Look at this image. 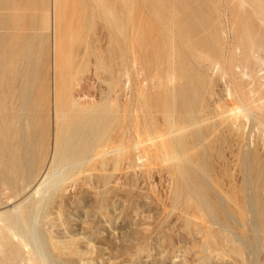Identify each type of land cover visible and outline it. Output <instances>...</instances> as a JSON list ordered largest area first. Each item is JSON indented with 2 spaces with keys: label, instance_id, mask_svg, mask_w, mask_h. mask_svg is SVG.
<instances>
[{
  "label": "rangeland",
  "instance_id": "374dc122",
  "mask_svg": "<svg viewBox=\"0 0 264 264\" xmlns=\"http://www.w3.org/2000/svg\"><path fill=\"white\" fill-rule=\"evenodd\" d=\"M243 1L0 0V214L92 143L38 217L49 264H264V0Z\"/></svg>",
  "mask_w": 264,
  "mask_h": 264
},
{
  "label": "bare ground",
  "instance_id": "6f19581e",
  "mask_svg": "<svg viewBox=\"0 0 264 264\" xmlns=\"http://www.w3.org/2000/svg\"><path fill=\"white\" fill-rule=\"evenodd\" d=\"M242 2V1H241ZM240 2V3H241ZM243 2H245V0L243 1ZM245 4V3H244ZM243 45V44H242ZM247 45V44H246ZM256 45V44H255ZM244 46V45H243ZM254 48V47H253ZM238 49H240V51L242 50V47L239 45L238 46ZM255 49V48H254ZM261 50V49H260ZM238 51V50H237ZM254 51V50H253ZM252 51V52H253ZM243 52V51H242ZM241 54V53H240ZM239 54V55H240ZM243 55V54H242ZM246 55V54H245ZM249 56V55H248ZM253 56V55H252ZM236 57V56H235ZM257 57V56H256ZM239 58H241V57H239ZM239 58H237V59H239ZM228 59V58H227ZM227 59H226V62H227ZM243 59H244V56H243ZM249 60H250V58H248ZM224 60V59H223ZM223 60H221V61H223ZM240 60V59H239ZM245 60V59H244ZM244 60H240V64H237V66L238 65H240V67L241 66H243V65H246V64H244ZM252 60V59H251ZM260 60H261V62H260V65L259 66H264V57H260ZM248 61V60H247ZM253 61V60H252ZM251 61V64L253 63ZM239 62V61H238ZM221 64L223 63V62H220ZM230 63V62H229ZM247 63V62H246ZM233 63H232V67H233ZM225 66V65H224ZM247 66H248V64H247ZM251 66V65H250ZM249 67V66H248ZM228 69H231V65H230V68H228ZM233 69V68H232ZM239 69V68H238ZM241 69H242V67H241ZM249 69H250V67H249ZM251 69H253V68H251ZM250 69V70H251ZM56 70V69H55ZM224 70V69H223ZM234 70H235V68H234ZM262 70V69H261ZM228 71V70H227ZM251 71H253V70H251ZM229 72H230V70H229ZM245 72V71H244ZM241 73V72H240ZM243 73V72H242ZM247 73V72H246ZM233 74V73H232ZM251 74V73H250ZM244 75V74H243ZM250 76V75H249ZM239 88V87H238ZM241 88V87H240ZM242 89H244V88H242ZM241 89V90H242ZM246 89V88H245ZM237 91H239V90H237ZM242 91H244V90H242ZM246 91V90H245ZM234 94H231V97L232 98H234L239 104H240V106H241V111H243V112H245L246 114H248V113H251V111L252 110H254L253 109V106H252V104L254 103V100H253V98H250L249 99V97H248V99H245L243 96H241L240 95V91H239V94H237L236 93V91L235 92H233ZM245 93V92H244ZM243 93V94H244ZM250 93V94H249ZM249 95H251V93H252V91H251V89L249 90ZM244 95H246V94H244ZM249 95H247V96H249ZM252 97V96H251ZM63 101V100H62ZM75 102V101H74ZM78 102V101H77ZM65 103V102H64ZM59 104V103H58ZM66 104V103H65ZM72 104L73 103H71L70 105H71V107H72ZM264 104V103H263ZM69 105V104H68ZM69 105V106H70ZM79 105H81L80 103H79ZM78 105V106H79ZM58 105H56V107H57ZM65 106V105H64ZM74 106V105H73ZM85 106V105H84ZM83 106V107H84ZM59 107V106H58ZM66 107V106H65ZM64 107V108H65ZM68 107V106H67ZM87 107V106H86ZM255 107V106H254ZM74 108H75V106H74ZM77 108V107H76ZM78 108H80V107H78ZM89 108V107H88ZM87 108V109H88ZM93 108V107H92ZM60 109H61V107H60ZM66 109V108H65ZM65 109H63V110H65ZM70 109V108H69ZM87 109H85V111H88L89 112V110H87ZM72 110H73V107H72ZM71 110V111H72ZM76 110H79L80 111V109H76ZM83 110V109H82ZM56 111V110H55ZM59 111V110H58ZM62 111V110H61ZM70 111V110H69ZM74 111V110H73ZM254 111H256V110H254ZM65 112V111H64ZM76 112V111H75ZM87 112V113H88ZM93 112H94V110H93ZM13 113V112H12ZM59 113V112H58ZM70 113V112H69ZM74 113V112H73ZM79 113H82V112H79ZM258 113V112H257ZM260 113H263L264 114V110H260ZM30 114V113H29ZM65 114V113H64ZM75 114V113H74ZM82 114H86V112L85 113H82ZM262 114V115H263ZM12 115V114H11ZM17 115V114H16ZM70 115H72V114H70ZM78 115V114H77ZM93 115V114H92ZM250 115V114H249ZM5 116V115H4ZM9 116H10V114H9ZM59 116H60V114H59ZM65 117H68V116H65ZM74 117V116H73ZM250 117H252L251 115H250ZM259 117V116H258ZM14 118V117H13ZM12 118V119H13ZM16 118V117H15ZM59 118V117H58ZM57 118V119H58ZM261 118H263V116L261 117ZM69 119V118H68ZM67 119V120H68ZM80 119V118H79ZM14 120V119H13ZM59 120V119H58ZM4 121H5V119H4ZM62 121H63V118H62ZM262 121V120H261ZM11 122V121H10ZM66 121H64V123H65ZM263 122H264V120H263ZM262 122V123H263ZM9 123V122H8ZM7 123V124H8ZM61 123V122H60ZM59 123V124H60ZM63 123V122H62ZM70 123V122H69ZM68 123V124H69ZM76 123V122H75ZM74 123V124H75ZM79 123H80V121H79ZM88 123H89V121H88ZM16 124V123H15ZM29 124V123H28ZM57 124V123H56ZM67 124V123H66ZM67 124V125H68ZM1 125V124H0ZM11 125V124H10ZM26 125V124H25ZM63 125V124H62ZM3 126H5V125H2V127ZM74 126V125H73ZM79 126V125H78ZM232 126V125H231ZM2 127H0V128H2ZM5 127H7V125L5 126ZM9 127V126H8ZM12 127V126H11ZM68 127V126H67ZM87 127V126H86ZM195 127V126H194ZM236 127V126H235ZM17 128H18V126H17ZM55 128H58V124H57V127L55 126ZM61 128V126L59 127V129ZM89 128V127H88ZM230 128H232V127H230ZM237 128V127H236ZM58 129V130H59ZM69 129H72L71 127L69 128ZM68 129V130H69ZM6 130V129H5ZM8 130V129H7ZM57 129H56V135H58L57 133V131H58ZM66 130V129H65ZM232 130V129H231ZM11 131V130H10ZM27 132H28V130H26ZM87 131H88V129H87ZM55 132H54V134H55ZM60 132V131H59ZM65 132V131H64ZM70 132V131H69ZM61 133V132H60ZM63 133V132H62ZM93 133V132H92ZM29 134V133H28ZM68 134V133H67ZM11 135H12V131H11ZM79 135V134H78ZM88 136V135H87ZM125 136H126V133H125ZM53 137H54V135H53ZM61 137V136H60ZM67 138V137H66ZM87 138V137H86ZM61 139V138H60ZM55 140H56V142H55V147H57L58 146V139H57V137L55 138ZM77 140H79V137H78V139ZM137 140H138V145H140L139 147H141L142 146V139H141V137H140V134H139V132H137ZM159 140V139H158ZM65 141V140H64ZM114 141V140H113ZM111 142V138L109 137V138H107L106 140H104V141H102L101 143H99V144H102V143H110ZM128 142V141H127ZM53 143V142H52ZM61 143V142H60ZM76 144V143H75ZM91 142L89 143V142H87L86 143V145L84 146H80L79 148H74L71 152H69L68 154H60L59 155V157L58 158H56L57 160L56 161H52L53 163H52V166L51 167H47L48 168V170L46 171V173H44V175L42 176V178L40 179V181L35 185V183H34V188L32 187V189L33 190H31V193H30V197H28L27 199V202L28 203H26V204H29L28 206H25V204L23 205V203H21V204H18L15 208H14V210H13V213H15L16 215H15V217L13 216H9L8 214L6 215V213H4V211H3V214H0V239H4V240H6L7 242H8V240H15L16 241V243H17V251H18V253L19 254H24L25 255V258H23V262L24 263H22L21 262V264H49V261H50V259H48V254L46 253V249H45V244L43 245V243L44 242H42V236L40 237V235H39V232L40 231H38V226H37V221H38V217L40 218V216L39 215H41L40 213L42 212V209L45 207V205H46V202H48V200H49V198L48 197H51V196H49V193L51 192V191H55V189H57L59 186H60V184H61V182L63 183V178L65 177L66 178V175H65V172H67V171H69L71 168L73 169H75V168H77V167H79V166H83V164L85 165H88V164H91V158L89 157V156H91L90 155V150H91ZM121 144V143H120ZM51 145V144H50ZM95 145V144H94ZM96 146H98V144L96 145ZM111 146V145H110ZM53 147V146H52ZM68 147V146H67ZM60 148H62V147H60ZM59 148V149H60ZM97 148V147H96ZM130 148V147H129ZM52 149V148H51ZM56 149H58V147L56 148ZM55 149V150H56ZM114 149V148H113ZM61 150H63V148L61 149ZM70 150V149H69ZM101 150V149H100ZM100 150H93L92 152H94V157L95 158H98V156H99V154H100ZM57 151V150H56ZM60 151V150H59ZM127 151H129V150H127ZM62 152V151H61ZM107 152V151H106ZM112 152V151H111ZM56 153V152H55ZM119 153V152H118ZM144 153V152H143ZM57 154V153H56ZM55 154V155H56ZM108 155V154H107ZM51 156V155H50ZM52 156H54V155H52ZM121 156V155H120ZM55 158V157H54ZM103 158V157H102ZM53 159V158H52ZM100 159V158H99ZM50 161H51V159H49ZM27 162V161H26ZM1 164V163H0ZM49 164V163H48ZM1 166V165H0ZM38 167V166H37ZM42 167H44V165L42 166ZM3 168V167H2ZM42 169H44V168H42ZM41 169V171H43ZM71 169V171L73 172V170ZM79 169V168H78ZM81 169V168H80ZM36 169L34 168V170H33V172L35 171ZM76 170V169H75ZM74 170V171H75ZM70 171V172H71ZM81 171V170H80ZM32 172V171H31ZM36 172V171H35ZM87 172V171H86ZM3 173H6V172H3ZM2 173V174H3ZM39 173V172H38ZM68 173V172H67ZM66 173V174H67ZM76 173V172H75ZM7 174V173H6ZM35 174V173H34ZM69 174H71V173H69ZM8 175V174H7ZM6 175V176H7ZM76 175V174H75ZM78 175V174H77ZM2 177L4 176V175H1ZM25 176V175H24ZM18 177V176H17ZM30 177V176H29ZM22 178H26V177H22ZM67 179V178H66ZM5 180H7V179H5ZM9 180V179H8ZM10 181V180H9ZM27 181V180H26ZM64 183H65V181H64ZM5 184V183H4ZM10 185H11V187H12V184L11 183H9ZM21 184V183H20ZM2 185V184H1ZM18 185V184H17ZM22 185V184H21ZM7 186V185H6ZM6 186H4L5 188H6ZM15 186V185H14ZM29 186H31L30 184H29ZM10 187V188H11ZM18 188V187H17ZM26 188V187H25ZM1 189V188H0ZM6 189H9V187L8 188H6ZM20 189V188H19ZM18 189V190H19ZM12 190H13V188H12ZM57 191V190H56ZM55 191V192H56ZM1 192V191H0ZM7 192V191H6ZM15 192V191H14ZM26 192V191H25ZM5 193V192H4ZM8 193V192H7ZM11 193H12V191H11ZM7 195V194H6ZM6 195H4V196H6ZM8 195H9V193H8ZM7 195V196H8ZM15 195V194H14ZM28 195H29V193H28ZM4 196H2V197H4ZM11 196V195H10ZM20 197V196H19ZM25 197V196H24ZM6 198V197H5ZM17 199V198H16ZM21 199V198H20ZM15 201V200H14ZM51 201V200H50ZM2 202V201H1ZM1 202H0V204H1ZM19 203V202H18ZM49 203V202H48ZM10 204V203H9ZM17 204V203H16ZM8 205V204H7ZM45 210V209H44ZM9 212V211H8ZM7 212V213H8ZM11 213V212H10ZM5 214V215H4ZM42 215H43V213H42ZM41 234V233H40ZM42 238V239H41ZM1 242V241H0ZM11 242V241H10ZM14 243V242H13ZM8 246H10V245H8ZM8 248H10V247H8ZM2 249V248H1ZM6 250V249H5ZM1 251V250H0ZM1 254V253H0ZM3 255V254H2ZM1 256V255H0ZM17 258H18V256H17ZM6 260V259H5ZM18 260V259H17ZM4 262V261H3ZM9 262H11V261H9ZM1 263V262H0ZM12 263V262H11ZM16 263V262H15Z\"/></svg>",
  "mask_w": 264,
  "mask_h": 264
}]
</instances>
